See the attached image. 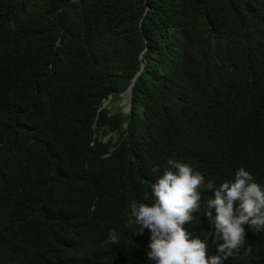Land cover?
<instances>
[{"label": "trees", "instance_id": "16d2710c", "mask_svg": "<svg viewBox=\"0 0 264 264\" xmlns=\"http://www.w3.org/2000/svg\"><path fill=\"white\" fill-rule=\"evenodd\" d=\"M262 41L264 0H0V264H149L129 204L168 159L205 178L185 225L204 239L208 183L243 167L264 185ZM245 228L223 264H264Z\"/></svg>", "mask_w": 264, "mask_h": 264}, {"label": "clouds", "instance_id": "9594fccd", "mask_svg": "<svg viewBox=\"0 0 264 264\" xmlns=\"http://www.w3.org/2000/svg\"><path fill=\"white\" fill-rule=\"evenodd\" d=\"M250 51L256 53L254 64L259 71L258 75H254L260 81L258 95L264 98V41ZM60 83L62 88L69 87L66 79ZM228 86H239V81L233 79ZM127 89L129 92L125 91L122 101H127L129 111L130 86ZM225 100L226 96L220 102L221 111L224 110ZM262 117L260 113L259 119ZM259 124L264 128V117ZM248 130L247 133L251 129ZM251 132L252 139L248 143L249 150L254 154L260 150L262 138L258 131L253 129ZM167 165L168 168L151 186L153 202L133 201L129 204L127 223L137 227L135 234L142 235L148 230L146 255L149 264H223L227 257L243 247L245 226L253 233L264 232V185L257 183L250 171L240 167L235 171L233 180L225 181L218 187L212 183L206 185L207 189L213 190V195L207 196L208 199L203 202L204 216L211 230H206L204 239L193 237L185 225L201 208L203 192L200 189L205 186V178L189 164L168 159ZM157 170L158 166L153 169ZM209 239L216 246V255L209 254ZM106 242L119 243L115 229L108 232Z\"/></svg>", "mask_w": 264, "mask_h": 264}, {"label": "rangeland", "instance_id": "374dc122", "mask_svg": "<svg viewBox=\"0 0 264 264\" xmlns=\"http://www.w3.org/2000/svg\"><path fill=\"white\" fill-rule=\"evenodd\" d=\"M118 105H124V112H128V104H127V101H122V102H120V103H118ZM111 106L113 107V108H115L116 106H117V103H113V104H111Z\"/></svg>", "mask_w": 264, "mask_h": 264}, {"label": "water", "instance_id": "95a60500", "mask_svg": "<svg viewBox=\"0 0 264 264\" xmlns=\"http://www.w3.org/2000/svg\"><path fill=\"white\" fill-rule=\"evenodd\" d=\"M127 92H129V89H127ZM206 195L209 196V197H211V196L213 195V190L208 191V192L206 193Z\"/></svg>", "mask_w": 264, "mask_h": 264}]
</instances>
